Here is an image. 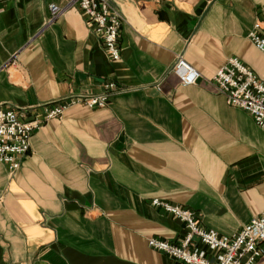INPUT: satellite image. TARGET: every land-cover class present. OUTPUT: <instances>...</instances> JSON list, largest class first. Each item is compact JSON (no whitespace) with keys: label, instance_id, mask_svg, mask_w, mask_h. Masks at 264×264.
I'll use <instances>...</instances> for the list:
<instances>
[{"label":"crops","instance_id":"obj_1","mask_svg":"<svg viewBox=\"0 0 264 264\" xmlns=\"http://www.w3.org/2000/svg\"><path fill=\"white\" fill-rule=\"evenodd\" d=\"M108 1L123 17L115 62L78 9L50 21L68 0L0 2V106L42 120L117 87L105 108L44 122L17 170L0 163V264H168L147 240L185 229L154 199L227 237L264 212V127L209 83L230 57L264 80L248 38L255 23L264 34V0ZM180 54L195 85L171 72Z\"/></svg>","mask_w":264,"mask_h":264},{"label":"built area","instance_id":"obj_2","mask_svg":"<svg viewBox=\"0 0 264 264\" xmlns=\"http://www.w3.org/2000/svg\"><path fill=\"white\" fill-rule=\"evenodd\" d=\"M48 9L50 21L72 9L81 11L93 32L101 39L108 58L113 62L120 60L119 37L123 17L108 0H68L63 7L50 4ZM248 38L264 53V34L260 23L253 25ZM171 72L178 77L182 86L195 85L201 77L182 54L176 56ZM209 83L216 94L225 98L227 105L246 112L258 127H264V80L238 58H228ZM116 91V85L110 82L103 85L100 94L64 99L59 104L45 107L42 120L27 119V113L23 110L0 106V163L5 164L10 171L17 170L29 152L34 131L44 122L60 118L68 106L77 103L91 109L105 108L108 98ZM151 204L182 223L185 229L179 244L159 238L147 240L149 248L170 259L168 264H256L262 256L264 212L227 237L202 227L191 210L158 199L152 200Z\"/></svg>","mask_w":264,"mask_h":264}]
</instances>
